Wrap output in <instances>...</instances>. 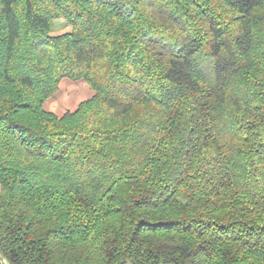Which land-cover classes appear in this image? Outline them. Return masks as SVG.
Here are the masks:
<instances>
[{"label": "trees", "instance_id": "obj_1", "mask_svg": "<svg viewBox=\"0 0 264 264\" xmlns=\"http://www.w3.org/2000/svg\"><path fill=\"white\" fill-rule=\"evenodd\" d=\"M0 264H264V0H0Z\"/></svg>", "mask_w": 264, "mask_h": 264}, {"label": "crops", "instance_id": "obj_2", "mask_svg": "<svg viewBox=\"0 0 264 264\" xmlns=\"http://www.w3.org/2000/svg\"><path fill=\"white\" fill-rule=\"evenodd\" d=\"M55 21L57 23L65 20L58 19ZM71 31L72 28L67 26L66 31L58 36L70 33ZM92 96L93 92L85 82H75L65 79L60 83L58 93L44 104V109L48 113H53L58 117H62L68 112L73 113L77 111L79 105L89 100ZM65 102L69 104L66 105Z\"/></svg>", "mask_w": 264, "mask_h": 264}, {"label": "rangeland", "instance_id": "obj_3", "mask_svg": "<svg viewBox=\"0 0 264 264\" xmlns=\"http://www.w3.org/2000/svg\"><path fill=\"white\" fill-rule=\"evenodd\" d=\"M67 26H69V25L66 23V21H60L57 23H56V21H54L51 35L53 37H57L62 32L66 31ZM65 104L68 105L69 103L65 102Z\"/></svg>", "mask_w": 264, "mask_h": 264}]
</instances>
